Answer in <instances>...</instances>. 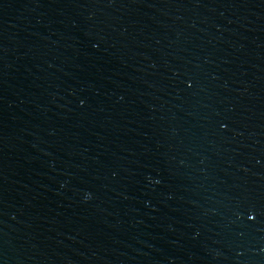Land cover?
I'll list each match as a JSON object with an SVG mask.
<instances>
[{
    "label": "water",
    "instance_id": "water-1",
    "mask_svg": "<svg viewBox=\"0 0 264 264\" xmlns=\"http://www.w3.org/2000/svg\"><path fill=\"white\" fill-rule=\"evenodd\" d=\"M0 264H264V0H0Z\"/></svg>",
    "mask_w": 264,
    "mask_h": 264
}]
</instances>
